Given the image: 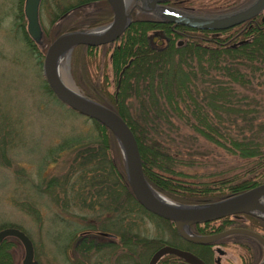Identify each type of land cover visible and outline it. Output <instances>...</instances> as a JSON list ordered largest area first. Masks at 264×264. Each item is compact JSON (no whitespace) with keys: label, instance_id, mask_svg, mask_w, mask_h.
Segmentation results:
<instances>
[{"label":"trees","instance_id":"1","mask_svg":"<svg viewBox=\"0 0 264 264\" xmlns=\"http://www.w3.org/2000/svg\"><path fill=\"white\" fill-rule=\"evenodd\" d=\"M255 21L248 29L252 35L250 40L236 47L224 45L226 38L216 37L209 41L212 44L196 46L188 41L177 47L171 40L165 48L156 51L144 43L145 31L150 27L146 25L151 24L134 20L111 54L115 76L127 58H131L121 72L115 97L107 90L106 76L101 82L83 80L92 90L82 94L115 111L129 126L147 183L176 203L213 202L264 183V108L247 93H259L264 88V20L255 17ZM25 38L30 50L40 57L43 52L36 49V44L26 34ZM83 55L73 52L72 62L81 59V66L85 67L86 56ZM37 60L39 63L40 59ZM44 87L58 101L45 80ZM238 89L245 91L240 94ZM130 99L137 103L139 121L130 115L131 103L127 102ZM90 120L94 134L70 137L51 150L73 153L67 170L62 173L66 178L62 183L65 186L59 191L63 197L53 189L51 192L55 195L51 196L55 200L52 202L60 203L65 212H94L102 219L99 229L111 232L118 239L121 249L118 258L133 259V264H146L151 253L165 242L141 236L131 221L133 213L141 211L150 218L155 216L174 232L172 223L149 213L137 203L127 184L123 160L113 135L103 125ZM179 123L193 132V139L198 135L238 159L246 160L242 168L245 177L235 175L217 184L201 181L194 188L177 184L172 176L182 173L175 170L179 160L176 150L170 146L176 147L174 137L179 134ZM41 173L42 168L38 171L36 188L50 193L49 190L58 184L57 179L45 178ZM248 218L250 228L256 225L264 228L263 221L252 216ZM228 219H219L216 226H209L210 222L193 224L191 230L205 234L238 223L235 218ZM8 245L5 238L0 242V264H12L6 250ZM187 245L180 248L190 250ZM89 247L99 248L93 239L85 236L75 246L82 251ZM173 262L161 259L156 264Z\"/></svg>","mask_w":264,"mask_h":264},{"label":"rangeland","instance_id":"2","mask_svg":"<svg viewBox=\"0 0 264 264\" xmlns=\"http://www.w3.org/2000/svg\"><path fill=\"white\" fill-rule=\"evenodd\" d=\"M183 1L195 2V5L206 9L208 15L211 14L210 17H217L236 12L254 0ZM77 2L78 0L41 1L38 18L43 37L41 44H35L36 49L43 53L38 57L36 51L30 50L31 46L25 38L27 33L23 15L24 0H0V229L15 227L23 231L32 243L33 258L39 264H133V259L118 258L121 249H119V241L116 237L101 236L95 233L103 231L99 229L102 219L98 218L94 212L85 210L65 212L61 209L60 203L52 202L55 199H52L51 194L55 195L65 186L62 183L66 178H63L62 173L67 170L73 153L68 150L55 153L51 150L70 137L95 133L89 118L55 101L46 92L41 69L46 45L61 30L79 25L80 18L76 14L59 19L63 9ZM85 9L87 12L94 8L87 6ZM262 15L264 17V12ZM90 17L92 18L91 15ZM94 23L93 20L91 25ZM146 26H150L146 31L153 27L152 25ZM238 27L241 25L213 31L209 41L222 37L226 38L222 44L229 45L235 39L228 42L227 39H230V34L238 31ZM245 36L247 35L244 34L243 37ZM209 41L207 44H212ZM144 43L147 46L146 42ZM201 43L206 44L204 40ZM97 48L74 46L68 57L66 54L61 57L58 63L59 73L60 69L65 71L72 85L81 93L92 90L86 85L88 79L101 82L106 76L107 90L113 92L115 97L117 92L115 88L123 65L115 76L108 59L109 52L112 50ZM75 51L86 56L85 67L81 66V59L72 62V55ZM85 79L86 82L83 81ZM260 90L259 93L250 91L247 93L259 100L264 108V88ZM241 91L245 90L238 89L237 92L241 94ZM129 101L131 103L129 105L130 115L139 121L137 103L132 99L127 100ZM178 128L179 134L174 137L176 147L174 144L170 146L174 151L176 150L175 153L179 160L175 170L182 173L172 176L177 184L194 188L201 181L217 184L219 180L230 179L235 175L245 177L242 168L246 160L238 159L198 135H194L193 139L191 136L193 132L181 123ZM40 168H42L41 176L57 179L58 184L49 190L50 193L39 191L36 188ZM53 189L55 193L51 192ZM161 195L172 201L165 195ZM59 196L63 197L61 192ZM132 217L131 221L136 225L135 230L141 236L158 238L178 247L187 245L161 219L155 216L150 218L141 211L133 213ZM246 217L243 222L250 223V219ZM252 217L256 218L253 215ZM231 219L234 218L229 217L228 220ZM219 222V220L210 222L209 226H216ZM83 231H88V235L84 236L86 239H93L98 244V249L89 247L82 251L75 248L80 238L83 237L81 236ZM5 241L9 244L6 250L13 264H20L23 258L22 245L14 237H6ZM247 244L249 247L255 245L253 242ZM192 248L196 250L195 247ZM222 249L225 253L219 255V264H250L259 260L247 259V254L242 253L241 248L235 245H223ZM241 254L245 259L241 257Z\"/></svg>","mask_w":264,"mask_h":264},{"label":"water","instance_id":"3","mask_svg":"<svg viewBox=\"0 0 264 264\" xmlns=\"http://www.w3.org/2000/svg\"><path fill=\"white\" fill-rule=\"evenodd\" d=\"M40 0H24L23 15L25 30L34 43L41 42V29L38 22ZM113 17L103 28L89 31H73L55 37L45 48L41 61L42 75L55 96L67 108L106 127L117 141L125 169L127 184L137 203L149 213L170 221L177 235L193 244H209L229 234L241 233L253 237L264 246V238L258 233L241 227H231L216 233L197 235L191 232L193 224H202L240 213L253 215L264 220V183L243 192L217 201L200 204H181L169 201L155 191L145 180L135 138L126 122L112 109L96 102L78 91L73 85L68 87L62 81L58 63L77 45L97 46L113 41L128 24V15L124 13L121 0H107ZM160 2L164 0H151ZM264 10V0H254L248 6L225 15L210 18H195L184 15H167L165 20L188 27L207 30H224L238 25L256 16ZM127 64L124 66L126 67ZM124 67L121 71H123ZM72 84V83H71ZM119 79L116 84L117 91ZM101 236H112L106 232H97ZM6 237L16 238L23 247L20 264H36L33 258V246L27 235L18 228L0 229V242ZM174 255L188 264H206L195 254L167 244L156 248L147 261L155 264L164 255ZM257 264H264L263 259Z\"/></svg>","mask_w":264,"mask_h":264},{"label":"flooded vegetation","instance_id":"4","mask_svg":"<svg viewBox=\"0 0 264 264\" xmlns=\"http://www.w3.org/2000/svg\"><path fill=\"white\" fill-rule=\"evenodd\" d=\"M41 1L42 0L39 1V5ZM39 5H38V11H39ZM121 5L123 7L124 13L128 15V24L126 25L124 30L111 42L100 44L97 46H84L83 45V47L85 48L102 47L103 49L109 48L110 51L113 50L114 48L120 45L122 34L126 31V29L130 26V24L134 20L141 22L143 24L150 23L153 26L148 31H145L146 33L145 42L148 47L156 51H160L161 49L165 48L170 43L171 40H174L175 46L180 47V46L186 45L188 41H190V43H193V45L196 46L198 44L203 45L201 41L204 40V43H206L205 45H207V41H209V38H212L211 33L213 32V30L197 29V28L188 27L182 24L168 22L167 20H165V17L170 14L184 15V16H190V17H195V18H198V17L199 18H210L211 14L208 15L207 10L202 9V7H200L197 4L195 5V2L183 1V0H164L160 2H152L151 0H121ZM87 6L88 7L92 6L94 9H91L90 11L85 12L86 10L85 8H87ZM263 12L264 10L260 12L259 14H257L256 16L250 18L249 20H246L238 24V25H241V27L234 34H230L229 36L230 39L229 38L227 39V42L235 39L233 42H230L229 44L230 47H236V45L243 44L250 40L252 36L250 33H248V29L250 28V23L251 22L256 23L255 17H259V20L263 21L264 20V17L262 15ZM72 14H76L78 18H80L79 25L77 27H69L64 30H61L58 34L54 36V38L61 34L73 32V31H87L94 27L101 29L105 27L112 20V17H113L111 7L107 0H78L76 4L63 9V11L60 14L59 19L68 17ZM90 15L92 16V18L90 17ZM93 20L95 21V23L91 25V22ZM38 22H39V18H38ZM40 29H41V26H40ZM41 32H42L41 33L42 34L41 42H42V37H43L42 29H41ZM244 34H246L247 36L243 37ZM41 42L39 44H41ZM111 54H112V51L109 52V55H108L109 60L111 59ZM130 60L131 58H127L126 60L127 65L129 64ZM121 72L122 71H120V73ZM118 77L120 81L121 74ZM246 216H249V215L240 213L237 215L226 216L227 218L229 217H232L235 219L237 218L239 222L236 225H231L222 230H225L231 227H241L244 229L254 231L264 238V228L259 225H256L250 228L248 223L243 222V220L247 218ZM256 218L264 222V220H262L261 218H258V217ZM213 221H216V220H213ZM172 228H173V225H172ZM190 230H191V227H190ZM222 230H219V231H222ZM219 231H211L205 234H197L191 230L192 233L197 234V235H207V234H212V233H216ZM83 232L84 233H82L81 236H84L86 234L88 235V231H83ZM174 233L181 241L191 243L179 237V235H177L175 230H174ZM109 234H111L112 236H108V237H115V235H113L112 233H109ZM248 242H253L256 246L254 245V247L253 246L249 247L247 244ZM164 244L182 249L168 242H165ZM191 244L192 245L190 246L187 245V246L191 248L195 247L196 250L195 249L193 250V248L192 249L189 248L190 250L188 249H182V250H187L195 254L200 259H202L206 264H219V255H222L223 253H225L222 247L223 245H227V244L235 245L241 248L242 253L247 254L248 256L247 259H259V260H255V262L250 263V264L259 263L261 259H263V256H264V246L258 240L254 239L253 237H250L248 235L241 234V233L226 235L209 244H193V243ZM205 247L207 249H205ZM198 254L202 256H199ZM167 255H170V254H167ZM241 257L245 259L244 255L242 256V254H241ZM161 259H172L176 264H188L174 255H171L170 257H166V255H164L160 257L159 260ZM12 264H13V261H12ZM244 264H248V263H244Z\"/></svg>","mask_w":264,"mask_h":264},{"label":"bare ground","instance_id":"5","mask_svg":"<svg viewBox=\"0 0 264 264\" xmlns=\"http://www.w3.org/2000/svg\"><path fill=\"white\" fill-rule=\"evenodd\" d=\"M60 75H61V78H62V81L64 82V84L67 85L68 87L72 88V84H71L69 78L67 77L65 71L63 72L60 69Z\"/></svg>","mask_w":264,"mask_h":264}]
</instances>
